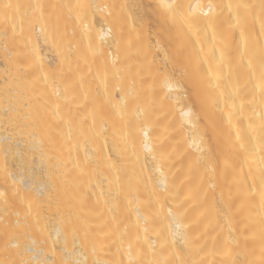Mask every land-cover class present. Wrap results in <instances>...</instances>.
I'll return each mask as SVG.
<instances>
[{
	"label": "bare ground",
	"instance_id": "1",
	"mask_svg": "<svg viewBox=\"0 0 264 264\" xmlns=\"http://www.w3.org/2000/svg\"><path fill=\"white\" fill-rule=\"evenodd\" d=\"M162 2L0 0V261L259 264L264 0Z\"/></svg>",
	"mask_w": 264,
	"mask_h": 264
},
{
	"label": "snow or ice",
	"instance_id": "2",
	"mask_svg": "<svg viewBox=\"0 0 264 264\" xmlns=\"http://www.w3.org/2000/svg\"><path fill=\"white\" fill-rule=\"evenodd\" d=\"M13 7L10 4H5L4 8L8 9ZM17 9L20 8L19 5L15 6ZM36 7H42L40 5H37ZM161 8H163L165 11L167 12H171V13H176L178 10H180L183 6L182 5H178L174 2V0H172V2H169V0H163V2L160 5ZM199 7V6H198ZM209 11L212 10V6L209 5ZM232 5H229V8H232ZM236 8H249L252 7L250 5H236ZM261 8V11L264 12V2L261 3V5L259 6ZM205 15H208V13H205ZM5 16H7V12H5ZM249 64L251 65V60L249 61ZM260 79L262 81H264V54L261 55L260 57ZM261 138L262 140H264V123L261 124ZM262 163H264V156H262ZM250 179L252 180L251 185H247V182H245V189L243 191V195L246 198H249L252 205L255 206V201L256 198H258L259 200V208L261 210L262 213H264V169L260 170V174L259 176H252L250 173ZM3 195V194H0ZM9 227L8 225H6V228ZM60 236V232L59 230H57V238H59ZM147 242V241H146ZM237 243L236 241H234L231 237H228L225 242H224V248L222 251V255L224 257H226L225 259L221 260L219 262V264H256V262L254 260H241L239 259L241 253L237 252L235 254V256H233V249L231 247H229L228 245L230 244H235ZM14 247H18V245H13ZM149 247L151 248L152 245L150 244ZM0 264H16L15 261H0ZM20 264H45V262H41V261H33L31 259H25L22 260L20 262ZM62 264H78L77 261L74 260H64L62 262ZM151 264V262H150ZM193 264H196V262H193ZM259 264H264V237H262V243H261V259L259 261Z\"/></svg>",
	"mask_w": 264,
	"mask_h": 264
}]
</instances>
